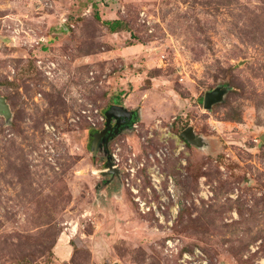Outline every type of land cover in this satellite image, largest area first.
Listing matches in <instances>:
<instances>
[{
    "label": "rangeland",
    "instance_id": "1",
    "mask_svg": "<svg viewBox=\"0 0 264 264\" xmlns=\"http://www.w3.org/2000/svg\"><path fill=\"white\" fill-rule=\"evenodd\" d=\"M0 96V264H264V0H0Z\"/></svg>",
    "mask_w": 264,
    "mask_h": 264
},
{
    "label": "water",
    "instance_id": "2",
    "mask_svg": "<svg viewBox=\"0 0 264 264\" xmlns=\"http://www.w3.org/2000/svg\"><path fill=\"white\" fill-rule=\"evenodd\" d=\"M222 93L219 89H214L211 91H207L204 94V99H203V106L205 108H209L213 103L219 101L221 99ZM9 109L7 103H5V100L2 96H0V114L4 115L5 117L9 116ZM116 118L117 121L115 125L112 127L111 126V118ZM133 119V111L127 110L121 105H115V106H110L109 109L105 112V124L103 130H101L98 134H96V138L94 139L93 143V148L97 147L98 145V139L100 137H105V144L109 140V138L113 135H116L119 133V128L121 125L125 124V126H129V122H131ZM181 136L189 143L195 144V145H201L200 138L195 137L194 132H193V127L190 125L185 127L181 131ZM261 141L264 143V134L260 136ZM108 173H114L117 172L116 168L112 167V163L108 162ZM116 264V263H112Z\"/></svg>",
    "mask_w": 264,
    "mask_h": 264
},
{
    "label": "flooded vegetation",
    "instance_id": "3",
    "mask_svg": "<svg viewBox=\"0 0 264 264\" xmlns=\"http://www.w3.org/2000/svg\"><path fill=\"white\" fill-rule=\"evenodd\" d=\"M134 115H135V114L133 113V117H134ZM116 121H117L116 118H112V119H111V122H110V123H111V126H112V127L115 125ZM130 123H131V122H129V124H130ZM129 124H127V125H129ZM124 125H125V124L121 125L120 128H119V130H120L121 128H123ZM106 135H107V134H106ZM106 135H104V136H106ZM104 136H103V138H105ZM103 138H102V139H103ZM109 139H110V138H109ZM102 148L107 150V145L103 143ZM107 153H108V150H107Z\"/></svg>",
    "mask_w": 264,
    "mask_h": 264
},
{
    "label": "trees",
    "instance_id": "4",
    "mask_svg": "<svg viewBox=\"0 0 264 264\" xmlns=\"http://www.w3.org/2000/svg\"><path fill=\"white\" fill-rule=\"evenodd\" d=\"M107 24H108V26H109V28L110 29H114V28H116V26L118 25V24H120V22L118 21V20H113V21H110V22H106Z\"/></svg>",
    "mask_w": 264,
    "mask_h": 264
},
{
    "label": "built area",
    "instance_id": "5",
    "mask_svg": "<svg viewBox=\"0 0 264 264\" xmlns=\"http://www.w3.org/2000/svg\"><path fill=\"white\" fill-rule=\"evenodd\" d=\"M143 204H144V203L141 204V202H140V206H142ZM160 205H161V204H160ZM152 206H154V205H152ZM148 208H150V207H148ZM156 215H157V217H160V218L162 219V215H160L158 212H156ZM183 256L188 257V254L184 253Z\"/></svg>",
    "mask_w": 264,
    "mask_h": 264
}]
</instances>
